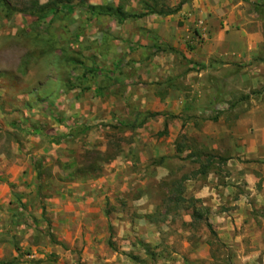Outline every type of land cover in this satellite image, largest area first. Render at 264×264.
<instances>
[{
  "label": "rangeland",
  "instance_id": "1",
  "mask_svg": "<svg viewBox=\"0 0 264 264\" xmlns=\"http://www.w3.org/2000/svg\"><path fill=\"white\" fill-rule=\"evenodd\" d=\"M50 1L0 6V264H264V0Z\"/></svg>",
  "mask_w": 264,
  "mask_h": 264
},
{
  "label": "trees",
  "instance_id": "2",
  "mask_svg": "<svg viewBox=\"0 0 264 264\" xmlns=\"http://www.w3.org/2000/svg\"><path fill=\"white\" fill-rule=\"evenodd\" d=\"M45 0H0V6L7 12L8 16L15 15L17 13H24L33 17L40 16L47 8L49 7H57L58 11H71L72 7L70 4L67 6H62L59 8L57 5L61 2L50 1L48 3L43 4ZM262 6H255V10L261 12ZM87 11L91 15L92 18L99 17L101 15H109L112 16L118 23L122 24L123 22L131 19H136L140 16L136 14H128L122 11V9L114 10L110 7H88ZM89 73L97 76L101 75L100 68H87ZM100 90L95 89V92L98 94ZM158 114H152V117H155ZM150 116V117H151Z\"/></svg>",
  "mask_w": 264,
  "mask_h": 264
},
{
  "label": "crops",
  "instance_id": "3",
  "mask_svg": "<svg viewBox=\"0 0 264 264\" xmlns=\"http://www.w3.org/2000/svg\"><path fill=\"white\" fill-rule=\"evenodd\" d=\"M227 53H225V55H222V54H220L219 55V60L217 59V61H219V63H222V61L223 60H221L223 57H230L232 54L229 52V51H226ZM244 57V56H243ZM220 69V67H218V70ZM214 75H218L219 73H217L216 72V70H214L213 72H212ZM241 82H244L245 80H244V77L242 76V78H241V80H240ZM244 86L242 85V86H240L239 87V90L240 91H243L244 90Z\"/></svg>",
  "mask_w": 264,
  "mask_h": 264
}]
</instances>
